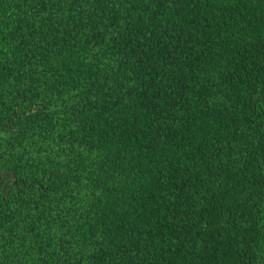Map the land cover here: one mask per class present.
Returning a JSON list of instances; mask_svg holds the SVG:
<instances>
[{"label": "trees", "instance_id": "16d2710c", "mask_svg": "<svg viewBox=\"0 0 264 264\" xmlns=\"http://www.w3.org/2000/svg\"><path fill=\"white\" fill-rule=\"evenodd\" d=\"M3 172L0 264H264V0H0Z\"/></svg>", "mask_w": 264, "mask_h": 264}, {"label": "water", "instance_id": "95a60500", "mask_svg": "<svg viewBox=\"0 0 264 264\" xmlns=\"http://www.w3.org/2000/svg\"><path fill=\"white\" fill-rule=\"evenodd\" d=\"M4 174H5V172H3V173L0 174L1 178H3ZM9 174H10V177H9L6 181L11 180L12 177H13V174H12L11 172H9ZM4 190H5V189H4V185H3V191H4Z\"/></svg>", "mask_w": 264, "mask_h": 264}]
</instances>
